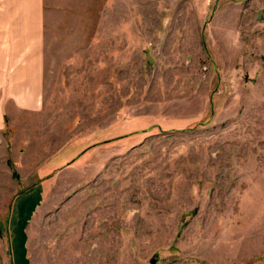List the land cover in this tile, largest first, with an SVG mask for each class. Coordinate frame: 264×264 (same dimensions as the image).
<instances>
[{
  "label": "rangeland",
  "instance_id": "374dc122",
  "mask_svg": "<svg viewBox=\"0 0 264 264\" xmlns=\"http://www.w3.org/2000/svg\"><path fill=\"white\" fill-rule=\"evenodd\" d=\"M28 123L80 149L23 185L0 135V264H264V0H46Z\"/></svg>",
  "mask_w": 264,
  "mask_h": 264
},
{
  "label": "crops",
  "instance_id": "0c3cea01",
  "mask_svg": "<svg viewBox=\"0 0 264 264\" xmlns=\"http://www.w3.org/2000/svg\"><path fill=\"white\" fill-rule=\"evenodd\" d=\"M45 15L46 0H0V135H5L2 145L6 157L24 173L19 178L23 185L32 181L26 168L64 166L80 149L78 146L70 154L44 150L40 148L42 141L28 138L26 131L29 118H41L44 112ZM42 185L31 184L29 190L24 186L23 191H16V187L10 216L14 211L18 217L25 214L28 199L35 197L38 202L31 216L41 200Z\"/></svg>",
  "mask_w": 264,
  "mask_h": 264
}]
</instances>
